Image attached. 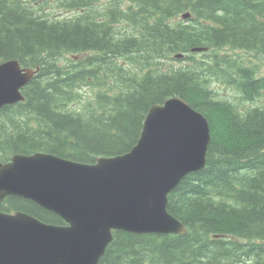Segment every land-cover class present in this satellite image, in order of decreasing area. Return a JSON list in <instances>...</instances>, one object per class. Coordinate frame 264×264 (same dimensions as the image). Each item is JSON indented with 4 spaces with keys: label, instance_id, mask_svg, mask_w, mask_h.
<instances>
[{
    "label": "trees",
    "instance_id": "trees-1",
    "mask_svg": "<svg viewBox=\"0 0 264 264\" xmlns=\"http://www.w3.org/2000/svg\"><path fill=\"white\" fill-rule=\"evenodd\" d=\"M12 58L40 70L0 107V163L126 153L172 96L209 120L206 166L169 194L187 232L117 230L99 264H264V0H0V62ZM0 210L65 223L16 196Z\"/></svg>",
    "mask_w": 264,
    "mask_h": 264
},
{
    "label": "water",
    "instance_id": "water-1",
    "mask_svg": "<svg viewBox=\"0 0 264 264\" xmlns=\"http://www.w3.org/2000/svg\"><path fill=\"white\" fill-rule=\"evenodd\" d=\"M39 70L17 59L0 62V107L24 101L22 88ZM210 142L207 116L172 96L150 107L126 153L92 163L44 152L14 154L0 163V202L20 197L66 224L0 210V264H98L114 230L185 233L186 225L168 210L169 194L205 167Z\"/></svg>",
    "mask_w": 264,
    "mask_h": 264
},
{
    "label": "rangeland",
    "instance_id": "rangeland-1",
    "mask_svg": "<svg viewBox=\"0 0 264 264\" xmlns=\"http://www.w3.org/2000/svg\"><path fill=\"white\" fill-rule=\"evenodd\" d=\"M62 13H66V11L64 10V11H62ZM242 54V56L244 57L245 55L243 54V53H241ZM178 62H175V64H177ZM262 72H264V64H262ZM218 87V89L221 91V93H223V95H225V94H228V90L225 88V87H223V86H217Z\"/></svg>",
    "mask_w": 264,
    "mask_h": 264
},
{
    "label": "bare ground",
    "instance_id": "bare-ground-1",
    "mask_svg": "<svg viewBox=\"0 0 264 264\" xmlns=\"http://www.w3.org/2000/svg\"><path fill=\"white\" fill-rule=\"evenodd\" d=\"M185 13H188L189 14V16H190V13L189 12H185ZM185 13H183L182 15H184ZM8 198V197H7ZM119 230H121V229H119ZM115 231H117V230H114V232ZM124 231H127V230H124ZM114 232H113V236H114ZM131 232V231H130Z\"/></svg>",
    "mask_w": 264,
    "mask_h": 264
}]
</instances>
